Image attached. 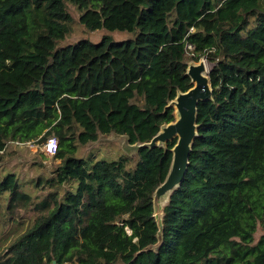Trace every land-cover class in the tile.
Listing matches in <instances>:
<instances>
[{
    "label": "trees",
    "instance_id": "trees-1",
    "mask_svg": "<svg viewBox=\"0 0 264 264\" xmlns=\"http://www.w3.org/2000/svg\"><path fill=\"white\" fill-rule=\"evenodd\" d=\"M69 4L87 30L133 38L60 47ZM203 57L213 100L161 238L153 197L176 140L112 161L77 152L100 135L150 142ZM51 137L60 163L36 183L49 192L0 264H264V0H0V154ZM20 189L14 173L0 181L8 214L30 200Z\"/></svg>",
    "mask_w": 264,
    "mask_h": 264
},
{
    "label": "rangeland",
    "instance_id": "rangeland-1",
    "mask_svg": "<svg viewBox=\"0 0 264 264\" xmlns=\"http://www.w3.org/2000/svg\"><path fill=\"white\" fill-rule=\"evenodd\" d=\"M68 9L73 17L71 32L59 43L60 47L75 44L83 39L98 43L104 36H110L116 41H126L133 38V34L123 31H108L106 29L89 31L80 24V12L77 7L69 4ZM201 60L205 62L208 73H210L214 65L206 57L201 58ZM48 141L43 144H39L37 141H35L36 143L27 144L11 142L8 144L5 153L0 154V181L6 175L14 173L19 179L20 191L30 198L27 202H18V205L16 203L11 214L5 211L10 196L4 194L0 198V254L35 221L39 215V211H36L35 208L49 192V189L36 187L37 180L40 177H51L54 168L60 163V161L54 160L53 156L45 154V145ZM127 142L125 136L100 135L97 142L83 147L80 146L77 156L109 161L131 157L136 154V151L129 149ZM69 187L68 185L65 186L66 189H69ZM61 196H63V191H61ZM262 234H264V231L259 227L255 234L256 242Z\"/></svg>",
    "mask_w": 264,
    "mask_h": 264
},
{
    "label": "water",
    "instance_id": "water-1",
    "mask_svg": "<svg viewBox=\"0 0 264 264\" xmlns=\"http://www.w3.org/2000/svg\"><path fill=\"white\" fill-rule=\"evenodd\" d=\"M187 75L191 79L192 88L187 92H179L177 97L168 105V107L175 109V121L163 125L159 133L148 143L130 145L127 142L129 149L138 152L143 148H166L169 142L176 140V144L172 149L173 159L168 175L165 181L156 189L153 197L154 217L161 238L163 235L164 207L168 203L170 195L183 183L190 165L193 144L198 137L199 105L202 102L213 100L210 73H208L203 60L190 62Z\"/></svg>",
    "mask_w": 264,
    "mask_h": 264
},
{
    "label": "built area",
    "instance_id": "built-area-1",
    "mask_svg": "<svg viewBox=\"0 0 264 264\" xmlns=\"http://www.w3.org/2000/svg\"><path fill=\"white\" fill-rule=\"evenodd\" d=\"M58 147V141L51 139L45 145V154L48 156H54Z\"/></svg>",
    "mask_w": 264,
    "mask_h": 264
},
{
    "label": "clouds",
    "instance_id": "clouds-1",
    "mask_svg": "<svg viewBox=\"0 0 264 264\" xmlns=\"http://www.w3.org/2000/svg\"><path fill=\"white\" fill-rule=\"evenodd\" d=\"M51 138L57 141V139H56V138H54V137H51ZM50 140H51V139H50ZM46 144H47V143H46Z\"/></svg>",
    "mask_w": 264,
    "mask_h": 264
}]
</instances>
